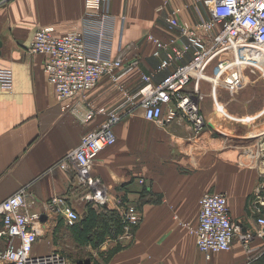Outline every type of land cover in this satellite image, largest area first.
I'll list each match as a JSON object with an SVG mask.
<instances>
[{
  "label": "crops",
  "instance_id": "crops-1",
  "mask_svg": "<svg viewBox=\"0 0 264 264\" xmlns=\"http://www.w3.org/2000/svg\"><path fill=\"white\" fill-rule=\"evenodd\" d=\"M177 9L178 20L191 26L210 16L202 0H110L103 54L122 59L123 90L103 78L84 97L60 101L44 72L46 56L31 55L27 48L33 33L47 26L58 35L82 31L95 48V32H85L83 0H0V67L11 69L13 76L12 90L0 89V202L25 188L29 212L40 216L35 255L52 252L53 221L65 224L63 216L43 207L52 196L64 197L78 214L83 210L77 227H65L78 250L85 246L94 251L90 264L243 262L246 253L237 236L229 252L207 259L198 250L190 229L197 224L199 199L206 192L225 194L233 223L240 232L253 234L252 246L261 244L255 212L259 208L264 214L259 205L264 198V86L261 92L254 78L248 82L252 70H241L242 81L232 90L226 84L200 82L206 126L197 136L183 119L160 126L145 120L143 109L126 98L135 97L142 87L139 74L152 73L165 55L162 50L160 57H153L147 35L165 41L170 35L166 18ZM187 59L154 74L153 84ZM132 61L136 68L127 71ZM215 69L213 62L206 74L212 76ZM233 73L226 75V82H233ZM87 103L125 114L114 126L115 143L100 152L90 170L106 194L104 205L89 200L91 189L78 181L73 168H54L81 135L102 121L99 115L82 121ZM64 104L69 106L66 111ZM127 207L135 210L134 225L122 224Z\"/></svg>",
  "mask_w": 264,
  "mask_h": 264
},
{
  "label": "built area",
  "instance_id": "built-area-1",
  "mask_svg": "<svg viewBox=\"0 0 264 264\" xmlns=\"http://www.w3.org/2000/svg\"><path fill=\"white\" fill-rule=\"evenodd\" d=\"M109 2L83 0L85 32H95V48L87 44L82 31L58 35L53 26H47L33 33L27 52L46 56L44 72L58 100L84 97L103 78H108L119 90H123L119 86L124 67L122 59H111L103 54ZM202 3L208 8V19H200L191 26L178 20L177 9L166 18L170 35L165 41L152 34L147 35V40L154 45L153 57H160L162 50L165 55L152 73L139 74L143 85L137 95L133 98L126 96L132 105L143 109L145 120L160 126L183 119L189 122L195 136L206 126L200 110V82L210 81L213 86L226 84L232 90L236 83L242 81L241 70H253L261 57L264 64V0H202ZM174 31L176 33L171 34ZM180 39H184V42L175 47ZM187 55L185 62L176 66L158 84H153L154 74L171 67ZM213 62H216V69L209 77L206 70ZM136 63L130 62L127 71L134 70ZM232 70L235 71L234 80L232 83L226 82L225 77ZM12 86V70L0 67V89L11 91ZM86 106V111L80 114L83 122H89L96 115L102 116V121L96 128L81 135L79 144L60 158L54 168L65 171L73 168L78 181L91 189L89 200L104 205L106 194L100 188V181L90 177V170L100 152L115 143L114 126L125 114L104 107L94 108L88 103ZM68 107L64 104L62 109L66 111ZM261 147L264 153V142ZM29 205L25 188H20L0 202V264H69L65 257L55 251L45 255L33 253L39 235L40 216L29 212ZM259 205L264 207V198ZM43 207L49 213L63 216L68 228L79 220L78 213L62 196H52ZM255 213L257 236L262 242L257 247L252 246L253 234L241 232L240 243L246 259L239 264H252L264 255V214L259 208ZM136 223L134 208L127 207L122 224L130 226ZM190 232L195 236L198 250L207 259L212 254L231 250L240 227L230 217L225 194H202L197 224ZM2 242L4 245H1Z\"/></svg>",
  "mask_w": 264,
  "mask_h": 264
},
{
  "label": "rangeland",
  "instance_id": "rangeland-1",
  "mask_svg": "<svg viewBox=\"0 0 264 264\" xmlns=\"http://www.w3.org/2000/svg\"><path fill=\"white\" fill-rule=\"evenodd\" d=\"M253 73H250L249 81H251L253 78L256 80L255 84L257 87H263L264 86V64L261 62L257 63L255 67L252 70ZM253 81V80H252ZM259 91H263L262 88H259ZM263 94V93H262ZM259 107L256 105V110ZM222 111L226 114H229L226 109L221 108ZM83 210L79 212V214ZM60 216V215H59ZM54 229H52V232L49 234V238L51 239V251L58 252L61 254L65 259L68 261L69 264H76V263H88L87 260L90 258V256H93V252L88 249H86L85 246L82 248H79V250L75 247V244H73L71 233L69 232V229L65 227V224H63L62 219H58L56 221H53ZM66 229H65V228ZM65 229V230H64ZM45 235H47V232H45ZM240 235L241 232H238L236 234L238 240L240 241ZM235 236V237H236ZM262 263L264 264V258Z\"/></svg>",
  "mask_w": 264,
  "mask_h": 264
},
{
  "label": "trees",
  "instance_id": "trees-1",
  "mask_svg": "<svg viewBox=\"0 0 264 264\" xmlns=\"http://www.w3.org/2000/svg\"><path fill=\"white\" fill-rule=\"evenodd\" d=\"M97 206H99V205H97ZM75 211H76V210H75ZM76 212H77V211H76ZM77 213H78V212H77ZM78 215H79V214H78ZM80 220H81V219H80V217H79V220L77 221V223H76L73 227H71V228H69V229H72V228L77 227V224H78L79 222H81ZM120 224H121V222H120ZM263 258H264V255H263L262 257H260L259 259H257L256 261L259 262V264H263V263H262Z\"/></svg>",
  "mask_w": 264,
  "mask_h": 264
},
{
  "label": "bare ground",
  "instance_id": "bare-ground-1",
  "mask_svg": "<svg viewBox=\"0 0 264 264\" xmlns=\"http://www.w3.org/2000/svg\"><path fill=\"white\" fill-rule=\"evenodd\" d=\"M261 58H263V57H261ZM261 58H259V60H261ZM261 62V61H260ZM262 63V62H261ZM263 64V63H262Z\"/></svg>",
  "mask_w": 264,
  "mask_h": 264
},
{
  "label": "water",
  "instance_id": "water-1",
  "mask_svg": "<svg viewBox=\"0 0 264 264\" xmlns=\"http://www.w3.org/2000/svg\"><path fill=\"white\" fill-rule=\"evenodd\" d=\"M41 218L43 219V217H41ZM78 264H81V263L79 262ZM86 264H88V263H86Z\"/></svg>",
  "mask_w": 264,
  "mask_h": 264
}]
</instances>
